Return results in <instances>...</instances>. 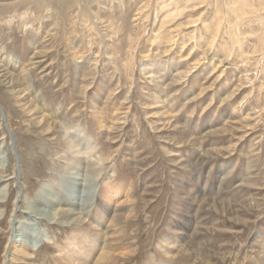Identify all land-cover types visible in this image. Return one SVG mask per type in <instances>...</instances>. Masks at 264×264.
I'll list each match as a JSON object with an SVG mask.
<instances>
[{
  "label": "rangeland",
  "instance_id": "374dc122",
  "mask_svg": "<svg viewBox=\"0 0 264 264\" xmlns=\"http://www.w3.org/2000/svg\"><path fill=\"white\" fill-rule=\"evenodd\" d=\"M174 2L0 0V264L14 201L12 238L51 263L93 234L58 199L122 217L115 264H264V0Z\"/></svg>",
  "mask_w": 264,
  "mask_h": 264
},
{
  "label": "bare ground",
  "instance_id": "6f19581e",
  "mask_svg": "<svg viewBox=\"0 0 264 264\" xmlns=\"http://www.w3.org/2000/svg\"><path fill=\"white\" fill-rule=\"evenodd\" d=\"M175 2H177V0H175ZM175 2H174V4H175ZM178 4L179 3H177L176 5H178ZM218 6H220V5L218 4ZM240 12L243 13V10L241 9ZM12 58H13L12 56L7 57V59H9L10 61L12 60ZM2 93H6V92H2ZM20 101L22 102L21 99H20ZM34 101H35V96H34ZM17 103H20V102H17ZM49 126H51V125L49 124ZM80 133H81L80 130H77L76 135H77V137H78V135H81L80 139H79V137H78V139L76 136L74 137V139L78 143L75 145V147H73V149H76L74 151V154H73L74 155V158H73L74 159V163H73L74 166H73V168H76L77 166H80L82 164V162H83V161H81L82 158H85L86 160H88V159H91V157L93 156V153H92V150H93L92 140L93 139H91V138L89 139L83 133H81V134ZM1 158H0V204L3 201L5 202V200H6V191H5L6 188H4L5 186H3L2 183L5 181V178L7 176V175L5 176V173H4L5 167L3 166V160H1ZM101 162H102V160L100 158L96 163H94L91 160L90 164L88 163V166L86 164V166H85L86 168L84 167L86 170V172L84 171L86 173V175L83 177L87 178L86 180L88 182H90L91 178H93V176L95 175L96 167L99 166V164ZM71 175H73V173H71L70 176ZM86 188L87 187L84 186V189H86ZM65 200H63V201H65ZM15 202L16 201H14L12 213L10 216H8V218H10V220H8V223H7L8 228L7 229H8V232L10 235L8 237L7 246L4 248L5 252L3 255L2 264L14 263L15 260H17V259H15V257H13L15 254H17V255L20 254V256L27 257L29 253H31V255L34 254L33 258H36L35 261L37 264H54V263L55 264H115L116 261L118 259H120L119 256H121L122 258L124 257L123 255H120L119 253H118L119 255L117 257V254L115 253L121 247L120 242L122 240H124V237L122 238L120 236L121 231H122L121 227H120V225L122 223V217L120 215H116L111 219V221L108 220L106 222L105 219H106V216H107L109 210L103 209V207L93 206L92 210H91V208H89V210L87 212L85 211L86 214H84V216H85V218L86 217L88 218V220H87V218L85 219V218L80 217L78 212H75L72 209L71 210L70 209H64L63 207H64L65 203L58 199L56 201V208L57 209L54 210V214L52 215V218L50 220L51 221L55 220V222L58 223L60 226L63 225L66 227H71V229H73L74 227H78V225H80V226H83L82 228L89 229V230L93 231V234L88 235L87 238L84 239V241H85L84 243H82L80 241L79 237L73 238L71 240V241H73V243H68V245H67V246H70L69 247L70 250L63 248V250L61 249L62 251L61 250L59 252L57 251V254L55 252V254H56V255H54L55 260H53V263H51L49 257L47 258L46 256H43V255H40L37 253L38 249L35 250L34 248H31L29 246L26 247V246L20 245L19 243H16V240H15L16 238L15 239L12 238L13 234H14L13 233L14 232V230H13L14 229L13 228L14 227V224H13L14 220H12L11 217H13L12 214H14V209L16 207ZM59 202H60V204H59ZM53 204H55V202ZM66 204H68V203H66ZM8 205H9V203H8ZM5 206H6V204H4L5 209H4L3 213L0 214V218H1L0 221L4 220L3 218H4L5 214L7 213L8 207H5ZM80 214H82V213L80 212ZM98 214H105V216L103 217V219H100ZM35 215L39 216V213H37ZM192 253H194V251ZM180 254L182 256L184 255L182 252L176 253V255H180ZM195 255H197V254H195ZM174 257H175V255H173L172 258H170V259H173ZM155 264H162V263L159 262V263H155Z\"/></svg>",
  "mask_w": 264,
  "mask_h": 264
}]
</instances>
